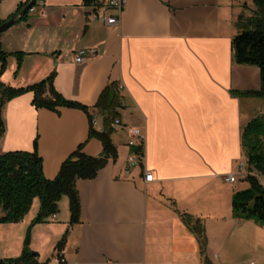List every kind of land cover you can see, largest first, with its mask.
Listing matches in <instances>:
<instances>
[{
    "label": "crops",
    "instance_id": "0c3cea01",
    "mask_svg": "<svg viewBox=\"0 0 264 264\" xmlns=\"http://www.w3.org/2000/svg\"><path fill=\"white\" fill-rule=\"evenodd\" d=\"M240 7L238 0H126L118 23L107 24L102 17L111 9L96 16L82 0H37L25 20L0 34L3 51L23 53L19 67L8 55L0 80L19 88L54 71L55 90L87 106L97 131L103 122L93 106L102 90L115 82L123 96L121 126L110 135L116 159L75 183L79 222L68 223L62 196L58 213L31 227L29 248L38 263L51 264L66 232L64 264H264V226L232 216L239 190L236 179L226 181L233 174L242 179L237 166L246 160L243 96L232 91L260 88L259 69L233 61ZM80 49L96 53L77 63ZM32 96L23 93L3 106L0 153L31 151L37 137L47 179L79 145L86 155L101 154L84 111L35 108ZM130 127L141 130L144 152L141 164L129 167ZM33 218L0 224V259L20 255L23 228ZM43 243L51 244L45 257Z\"/></svg>",
    "mask_w": 264,
    "mask_h": 264
},
{
    "label": "trees",
    "instance_id": "16d2710c",
    "mask_svg": "<svg viewBox=\"0 0 264 264\" xmlns=\"http://www.w3.org/2000/svg\"><path fill=\"white\" fill-rule=\"evenodd\" d=\"M37 1V0H36ZM255 6V14L249 17L239 15L236 21L237 32L232 37L231 47L233 61L237 65L256 66L260 72V88L256 91L237 92L238 96H264V0H252ZM28 2H19L15 10L7 17L18 13ZM95 0H82L85 6L94 5ZM36 3V2H35ZM35 5V4H34ZM29 13V12H28ZM25 14L21 20L27 18ZM0 19V24L2 23ZM13 54L20 66L23 53H7L2 50L0 43V75L6 66L8 55ZM55 72L52 71L44 79L15 88L0 80V106L3 108L6 102L26 92H32L31 104L35 108H45L58 112L59 107L76 108L84 111L89 119V137L97 138L102 144L101 154L89 156L82 151L79 145L61 163L56 176L47 179L42 172V160L37 153V137L34 138L31 151L15 150L0 153V223H17L22 220L29 211L34 198L39 200V210L31 221L30 226L44 222L48 217L58 213V202L62 196L68 199L69 224L79 222L80 203L75 183L78 179H91L105 166L108 160L116 159V148L111 141L113 131L112 120L119 116L118 109L122 107L123 96L118 84L109 83L100 93L93 108L102 116L103 128L97 131L93 127V117L89 108L77 101L65 99L53 87ZM4 131V123H0V138ZM130 151L138 155V164L144 152L143 142L130 148ZM242 181L248 186L234 193L231 201V213L236 219H252L264 226V152L254 151L246 155ZM182 219L190 222L191 216L182 215ZM195 227V226H194ZM193 228V227H191ZM30 230V229H29ZM201 252L205 246L203 227L193 229ZM66 232L56 243L55 250L61 252L65 243ZM30 234L27 231L22 251L19 256L0 259V264H46L38 263L29 248Z\"/></svg>",
    "mask_w": 264,
    "mask_h": 264
},
{
    "label": "rangeland",
    "instance_id": "374dc122",
    "mask_svg": "<svg viewBox=\"0 0 264 264\" xmlns=\"http://www.w3.org/2000/svg\"><path fill=\"white\" fill-rule=\"evenodd\" d=\"M24 0H0V19L6 20L9 13L14 11L15 5ZM240 3V13L245 17H249L255 14V6L252 0H238ZM245 4L249 6H244ZM238 97V96H237ZM241 99L239 96L238 99ZM250 98V99H248ZM242 101V111L240 114V125H241V137L243 139V156L246 157L248 153L254 151L264 152V96H243ZM32 140V146H33ZM15 151V150H7ZM6 151V152H7ZM246 162V160H243ZM246 181H242L236 178L235 187L238 190H242L247 187ZM39 210V200L34 198L29 211L24 215V220H27L30 215L35 217ZM22 218V219H23ZM20 222V221H19ZM18 223V222H17ZM1 224V223H0ZM5 224H16V223H5ZM33 226V225H32ZM30 223L28 226H24V236H26L27 231L30 230ZM25 239V237H24ZM51 244L43 243L41 244L42 257L49 255Z\"/></svg>",
    "mask_w": 264,
    "mask_h": 264
},
{
    "label": "built area",
    "instance_id": "2783aa9c",
    "mask_svg": "<svg viewBox=\"0 0 264 264\" xmlns=\"http://www.w3.org/2000/svg\"><path fill=\"white\" fill-rule=\"evenodd\" d=\"M125 3H126V0H95L94 5H92V8L96 16H98V12H100L101 10L111 9L115 11V13L113 14L103 15L102 18L105 20L107 24H117L119 21L120 12L122 8L124 7ZM95 53H96L95 49H80L74 54L73 59L75 62L80 63V62H83L88 57L94 55ZM119 88H121V86H119ZM110 126L112 127V129L119 128L121 126L120 119L118 117H115L112 120ZM128 133H129V140L127 144L129 148L143 142V135L139 128L130 127L128 129ZM137 164H138V155L130 151L128 155L129 167L133 165H137ZM244 168H245V162L243 161L239 162L237 166L236 175H242L244 172ZM151 179H152L151 173L145 172L144 180L148 182V181H151ZM235 179L236 177L233 174V175H229L226 178V181L232 183L235 181ZM50 261H51V264H64L65 263V259L60 251H56Z\"/></svg>",
    "mask_w": 264,
    "mask_h": 264
},
{
    "label": "water",
    "instance_id": "95a60500",
    "mask_svg": "<svg viewBox=\"0 0 264 264\" xmlns=\"http://www.w3.org/2000/svg\"><path fill=\"white\" fill-rule=\"evenodd\" d=\"M35 2L36 0H28L26 5L18 13H16L14 16L6 20H3L2 23L0 24V34L4 32L6 29H8L10 26L18 23L20 19L33 8ZM1 120H2V107L0 106V123ZM32 256H36V254L32 253Z\"/></svg>",
    "mask_w": 264,
    "mask_h": 264
},
{
    "label": "bare ground",
    "instance_id": "6f19581e",
    "mask_svg": "<svg viewBox=\"0 0 264 264\" xmlns=\"http://www.w3.org/2000/svg\"><path fill=\"white\" fill-rule=\"evenodd\" d=\"M32 10V9H31Z\"/></svg>",
    "mask_w": 264,
    "mask_h": 264
}]
</instances>
